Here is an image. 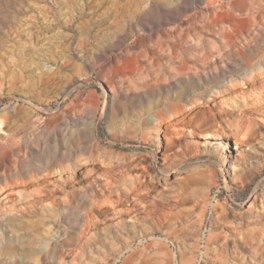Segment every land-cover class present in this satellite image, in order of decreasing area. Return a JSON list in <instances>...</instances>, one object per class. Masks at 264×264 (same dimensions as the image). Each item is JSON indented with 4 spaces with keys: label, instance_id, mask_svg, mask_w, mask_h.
<instances>
[{
    "label": "rangeland",
    "instance_id": "1",
    "mask_svg": "<svg viewBox=\"0 0 264 264\" xmlns=\"http://www.w3.org/2000/svg\"><path fill=\"white\" fill-rule=\"evenodd\" d=\"M0 264H264V0H0Z\"/></svg>",
    "mask_w": 264,
    "mask_h": 264
},
{
    "label": "bare ground",
    "instance_id": "2",
    "mask_svg": "<svg viewBox=\"0 0 264 264\" xmlns=\"http://www.w3.org/2000/svg\"><path fill=\"white\" fill-rule=\"evenodd\" d=\"M258 79L256 80V82H259ZM247 110H249V109H247ZM69 170L72 171V172L79 171V164L77 162H75V161L70 162V164H69Z\"/></svg>",
    "mask_w": 264,
    "mask_h": 264
}]
</instances>
